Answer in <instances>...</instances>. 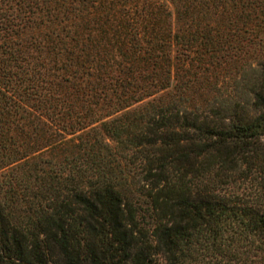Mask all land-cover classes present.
<instances>
[{
  "label": "trees",
  "instance_id": "obj_1",
  "mask_svg": "<svg viewBox=\"0 0 264 264\" xmlns=\"http://www.w3.org/2000/svg\"><path fill=\"white\" fill-rule=\"evenodd\" d=\"M261 38L264 0H0V264H264Z\"/></svg>",
  "mask_w": 264,
  "mask_h": 264
},
{
  "label": "rangeland",
  "instance_id": "obj_2",
  "mask_svg": "<svg viewBox=\"0 0 264 264\" xmlns=\"http://www.w3.org/2000/svg\"><path fill=\"white\" fill-rule=\"evenodd\" d=\"M253 50H254L253 51L254 55H253V57L248 59L249 61L253 62V60L257 59V58L264 59V39L263 38H261L259 40V42L255 44V48L253 47ZM237 65H238V63L236 64V66ZM222 67L223 66L216 67V69L214 70V73L216 74L215 77L213 75H211V73H210L209 79L207 81H203L202 83H199L198 84L199 87L197 84L195 85V86H197V91H196V94L194 93L192 96V98L195 102L201 101L202 98H204L205 96L208 97V95L210 93V90H208V87L212 86V81L216 80L217 84L221 85L220 86L221 89L224 87V86H222L221 83H218V80H220L219 77H221L222 75H227V73L229 72L228 69H230V71H232L234 68H233V66L231 67L233 69H231L230 67H226V66L224 68H222ZM182 73H183V71L182 72H181V70L178 71V75H180L183 79L185 77V75L184 74L182 75ZM224 85H225V82H224ZM66 137L69 138V140H66V142H64L61 147L64 148L65 151H68V150L70 151L73 148L74 144H76L77 140L75 139V137L70 136V135H67ZM54 150H56V149H54ZM152 260H153V264H162V259L160 256L154 255L152 257Z\"/></svg>",
  "mask_w": 264,
  "mask_h": 264
}]
</instances>
